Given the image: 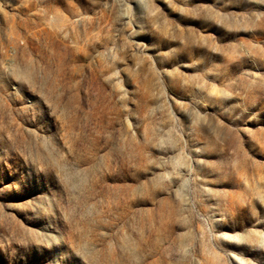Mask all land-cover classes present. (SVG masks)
Returning <instances> with one entry per match:
<instances>
[{
    "label": "rangeland",
    "instance_id": "rangeland-1",
    "mask_svg": "<svg viewBox=\"0 0 264 264\" xmlns=\"http://www.w3.org/2000/svg\"><path fill=\"white\" fill-rule=\"evenodd\" d=\"M0 264H264V0H0Z\"/></svg>",
    "mask_w": 264,
    "mask_h": 264
}]
</instances>
